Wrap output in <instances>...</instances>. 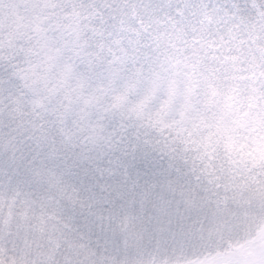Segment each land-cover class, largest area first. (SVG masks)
Returning a JSON list of instances; mask_svg holds the SVG:
<instances>
[{"label":"snow or ice","instance_id":"6c2138e0","mask_svg":"<svg viewBox=\"0 0 264 264\" xmlns=\"http://www.w3.org/2000/svg\"><path fill=\"white\" fill-rule=\"evenodd\" d=\"M0 264H264V0H0Z\"/></svg>","mask_w":264,"mask_h":264}]
</instances>
